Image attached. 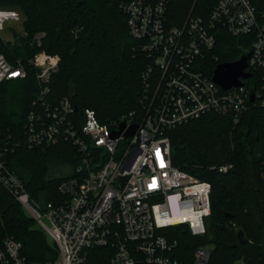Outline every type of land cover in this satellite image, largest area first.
<instances>
[{
	"label": "built area",
	"instance_id": "2783aa9c",
	"mask_svg": "<svg viewBox=\"0 0 264 264\" xmlns=\"http://www.w3.org/2000/svg\"><path fill=\"white\" fill-rule=\"evenodd\" d=\"M174 4L132 0L121 6L137 50L149 60L142 76L141 121L134 111L102 124L93 109L80 120L70 98L53 106L34 103L38 109L28 114L22 143L15 145L35 149L68 141L78 149L81 164L59 185L65 200L34 202L7 165L9 142L0 141V183L58 246V260L48 264H210L211 246L197 248L190 258L163 234L186 227L205 235L212 213L211 184L173 165L169 132L210 114L239 125L252 108L264 109V12L256 0H193L181 13ZM5 14L0 11V32ZM225 36L242 38L240 49L251 53L245 70L250 77L233 90L214 81ZM42 37L35 38L38 45ZM60 62L45 51L16 65L0 55V83L25 80L34 68L43 101ZM134 126L136 133L127 135ZM233 167L224 164L220 170ZM22 251L20 242L8 238L0 264H31Z\"/></svg>",
	"mask_w": 264,
	"mask_h": 264
},
{
	"label": "trees",
	"instance_id": "16d2710c",
	"mask_svg": "<svg viewBox=\"0 0 264 264\" xmlns=\"http://www.w3.org/2000/svg\"><path fill=\"white\" fill-rule=\"evenodd\" d=\"M132 0H0V9L21 11L24 35L14 42L0 36V55L16 65L28 62L45 51L61 59L50 92L41 101L37 70L28 68L25 80L0 83V141L9 142L8 167L24 182L34 202L44 206L65 200L59 185L72 176L82 162L78 149L68 141L54 146L29 149L22 143L25 121L38 109L34 103L52 106L70 98L76 117L83 119L93 109L102 124L120 121L131 112L143 117V74L149 60L137 50L127 15L121 6ZM264 12V0H256ZM193 0H175L179 13ZM42 34L41 45L35 38ZM218 55L232 63L247 50L242 38L224 37ZM173 165L212 186V213L208 232L194 238L186 227L174 228L171 240L179 251L192 257L201 246L213 248L210 264H264V109L252 108L235 125L232 119L216 114L179 126L169 132ZM64 171L51 172L50 164ZM232 164L223 172L220 166ZM248 241L240 243L238 230ZM8 238L23 246L31 264H48L59 258L56 244L37 228L36 221L0 183V249Z\"/></svg>",
	"mask_w": 264,
	"mask_h": 264
},
{
	"label": "water",
	"instance_id": "95a60500",
	"mask_svg": "<svg viewBox=\"0 0 264 264\" xmlns=\"http://www.w3.org/2000/svg\"><path fill=\"white\" fill-rule=\"evenodd\" d=\"M250 56L251 53L249 51H244L238 60L232 63L220 64L214 73V81L218 83L224 90H233L236 87L241 86V78L247 79L250 77V75L245 72ZM253 101L254 95L252 96V102ZM124 127L125 124L122 125V128ZM136 131L137 126H134L127 135H134ZM237 238L240 243H246L248 241L247 235L242 229L238 230Z\"/></svg>",
	"mask_w": 264,
	"mask_h": 264
},
{
	"label": "rangeland",
	"instance_id": "374dc122",
	"mask_svg": "<svg viewBox=\"0 0 264 264\" xmlns=\"http://www.w3.org/2000/svg\"><path fill=\"white\" fill-rule=\"evenodd\" d=\"M0 11L6 13L5 19H4V27L0 32V36L6 41L14 42L18 38H20L22 35H24L25 16L21 11H9V10L3 9V8L0 9ZM50 167H51V172H53V171H58V172L64 171V168L62 167V165L51 163ZM27 213L29 216H31V214L28 211H27ZM173 213L174 214L178 213L177 208H175V207L173 208ZM205 223H206V229H207L206 234L208 235L209 234V232H208L209 218L206 219ZM37 228L40 229V226L38 224H37ZM173 232H174V229H169V230H165L163 232V234H166L167 236L172 237ZM46 235H47V239H48L49 243L55 244L53 239L48 234H46ZM193 236H195L194 238H196V239H200L204 235H199V236L193 235Z\"/></svg>",
	"mask_w": 264,
	"mask_h": 264
}]
</instances>
